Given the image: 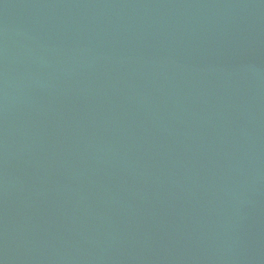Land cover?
<instances>
[{"label":"water","instance_id":"obj_1","mask_svg":"<svg viewBox=\"0 0 264 264\" xmlns=\"http://www.w3.org/2000/svg\"><path fill=\"white\" fill-rule=\"evenodd\" d=\"M0 264H264V0H0Z\"/></svg>","mask_w":264,"mask_h":264}]
</instances>
